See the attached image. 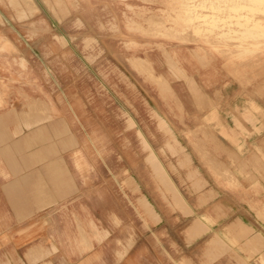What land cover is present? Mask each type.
<instances>
[{
	"label": "rangeland",
	"instance_id": "rangeland-1",
	"mask_svg": "<svg viewBox=\"0 0 264 264\" xmlns=\"http://www.w3.org/2000/svg\"><path fill=\"white\" fill-rule=\"evenodd\" d=\"M15 63L82 103L88 120L112 131L115 151L140 153L152 145L161 155L163 186L183 209L180 191L196 192L204 178L229 189L220 198L226 205L237 191H257L246 184L264 179L260 159L249 171L248 141L234 140L235 122L240 131L250 109L226 107L230 93L224 96L218 83L235 73L248 83L264 74V0H0L2 108L14 96ZM241 131L250 135L247 127ZM221 134L230 151L222 150ZM96 140L106 146L104 136ZM209 153L227 179L210 170ZM98 163L104 165L101 154ZM188 167L200 172H187L199 176L196 188Z\"/></svg>",
	"mask_w": 264,
	"mask_h": 264
},
{
	"label": "crops",
	"instance_id": "crops-1",
	"mask_svg": "<svg viewBox=\"0 0 264 264\" xmlns=\"http://www.w3.org/2000/svg\"><path fill=\"white\" fill-rule=\"evenodd\" d=\"M14 66V96L4 108L0 97V264H264L263 178L245 186L257 191L236 189L226 205L220 198L229 189L204 178L206 185L187 197L166 171L186 201L183 209L163 186L161 155L152 145L140 153L115 151L108 144L112 131L88 120L66 89L56 93L44 75L34 79ZM248 78L235 73L218 83L224 96L230 93L226 107L248 105L250 120L240 124L250 135L235 122L234 140L248 141L249 171H257V158L264 172V74ZM98 135L107 139L104 148ZM220 137L222 150L230 151L227 137ZM207 160L227 179L213 154ZM190 167L185 174L196 188L199 176L187 172H200Z\"/></svg>",
	"mask_w": 264,
	"mask_h": 264
},
{
	"label": "bare ground",
	"instance_id": "bare-ground-1",
	"mask_svg": "<svg viewBox=\"0 0 264 264\" xmlns=\"http://www.w3.org/2000/svg\"><path fill=\"white\" fill-rule=\"evenodd\" d=\"M189 1V0H188ZM214 1V0H213ZM194 2V1H193ZM255 3V2H254ZM232 4V3H231ZM235 5V4H234ZM216 6V5H215ZM189 7V6H188ZM220 7V6H219ZM188 10V9H187ZM214 10V9H213ZM210 11V10H209ZM205 12V11H204ZM209 13V12H208ZM237 22V21H236ZM241 22H242V19H241ZM260 27H261V25H260ZM225 30V29H224ZM223 30V31H224ZM221 31V30H220ZM245 34V33H244ZM231 36V35H230ZM259 38V37H258ZM189 39V38H188ZM224 49V48H223ZM251 242H252V240H251ZM255 242V241H254ZM263 245H264V243H263Z\"/></svg>",
	"mask_w": 264,
	"mask_h": 264
}]
</instances>
